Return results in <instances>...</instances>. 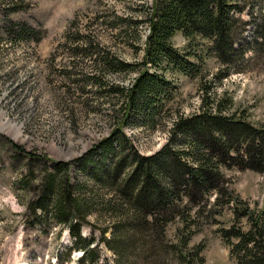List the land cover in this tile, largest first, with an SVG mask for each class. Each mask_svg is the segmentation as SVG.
<instances>
[{
  "label": "rangeland",
  "instance_id": "rangeland-1",
  "mask_svg": "<svg viewBox=\"0 0 264 264\" xmlns=\"http://www.w3.org/2000/svg\"><path fill=\"white\" fill-rule=\"evenodd\" d=\"M152 1L0 0V264H82V250L73 248L67 226L43 219L40 224L36 218L38 211L33 214L26 205L46 167L75 160L120 121L118 104L105 92L103 84L128 86L135 76L134 72L104 71V77L98 80L101 87L95 86L86 75L90 57L80 60V54L72 53L76 44L78 48L85 45L84 40H71L81 35L96 50L137 62L142 50L136 52L129 44L143 46ZM247 2L254 4V8L260 6L256 12L263 14L258 19L264 35V0ZM117 16L138 23L128 27L125 22L128 34H117L122 29ZM241 17L251 19L245 12ZM13 23L31 28L32 34L26 40L16 39L15 33L7 34L5 29ZM241 28L238 26L240 33ZM137 34L139 43L135 39ZM240 37L245 53L243 57L234 55L229 71L214 57L205 58L207 78L227 72L219 81L214 79L216 82L207 95L212 98L225 93L232 100L229 112L236 111L252 123L263 125L264 38L254 42L250 25ZM172 41L180 50L185 49L187 41L180 32ZM78 60L81 64H75ZM169 76L177 88L172 109L183 115L196 112L204 95L199 80L180 74ZM169 127L170 121L165 118L153 130L124 125L123 132L140 154L151 155L167 141ZM221 170L229 196L245 200L250 208L264 209V173L236 167ZM68 174L73 182L79 180L91 189L101 185L88 180L75 167L69 168ZM229 196L217 199L215 193H209L197 205L189 203L187 197L182 199L190 214L192 236L188 246L202 244L204 264H234L229 246L219 233L220 228L234 221L230 207L233 205L224 204ZM110 221L109 216L94 212L81 226V235L94 240L87 254L96 259L95 264L116 263V254L103 241L111 234L100 232ZM187 223L179 218L168 223L161 240L154 233L157 240H149L151 252L143 245L144 239L135 235L122 245L119 264H145L143 257L154 254L162 258L161 264H172L174 256L164 251L165 245L177 242ZM241 224L247 227L245 220Z\"/></svg>",
  "mask_w": 264,
  "mask_h": 264
},
{
  "label": "trees",
  "instance_id": "trees-1",
  "mask_svg": "<svg viewBox=\"0 0 264 264\" xmlns=\"http://www.w3.org/2000/svg\"><path fill=\"white\" fill-rule=\"evenodd\" d=\"M259 9L260 6L254 8L247 0H153L143 46L129 44L136 52L142 50L137 62L96 50L81 35L71 40L75 43L84 40L85 45L82 43L78 48L76 44L72 53L80 54V60L90 57L86 75L95 86L101 87L98 80L104 77V71L135 73L128 86L103 84L105 92L118 104L120 121L75 160L58 161L46 167L34 196L26 205L33 214L38 211L36 218L40 224L43 219L67 226L73 248L82 250V264L84 261L96 263L87 254L93 238L81 235L86 217L94 212L111 219L110 225L100 232L111 234L103 241L116 254L115 264H119L122 256V245L135 235L144 239L143 245L151 252L149 240H157L154 233L161 240L166 225L178 218L188 222L187 229L183 226L178 241L169 242L164 251L174 256L172 264L205 263L202 244L188 246L192 231L183 197L197 205L209 193H215L217 199L229 196L221 170L224 167L264 173V124L256 125L236 111L229 112L232 100L225 93L212 98L207 95L216 82L214 79L219 81L227 72L207 78L205 58L214 57L229 71L234 55L243 57L245 53L240 36L247 25L252 27L254 42L264 38L258 19L263 14L256 12ZM244 12L251 17L249 21L242 19ZM117 19L122 27L117 34H128L125 22L128 27L138 23L120 16ZM238 26H242L241 33ZM5 31L25 40L32 34L31 28L15 23ZM178 32L187 41L184 50L172 41ZM135 39L138 42L140 34ZM174 74L198 79L203 86L199 109L190 115L171 107L177 88L169 75ZM165 118L170 121L167 141L151 155L140 154L123 132L124 125L153 130ZM39 159L44 158L39 156ZM71 167L88 180L100 183L99 189H91L79 180L73 182L68 174ZM224 204L233 205L230 207L234 221L220 228L219 233L229 246L234 264H264V209L250 208L245 200L231 196ZM241 220L246 221V228ZM143 260L145 264H161L162 258L154 254L144 256Z\"/></svg>",
  "mask_w": 264,
  "mask_h": 264
},
{
  "label": "bare ground",
  "instance_id": "bare-ground-1",
  "mask_svg": "<svg viewBox=\"0 0 264 264\" xmlns=\"http://www.w3.org/2000/svg\"><path fill=\"white\" fill-rule=\"evenodd\" d=\"M1 120V119H0ZM0 126L2 127V124H0Z\"/></svg>",
  "mask_w": 264,
  "mask_h": 264
}]
</instances>
